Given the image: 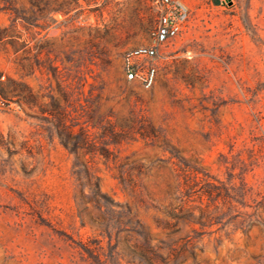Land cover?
Returning <instances> with one entry per match:
<instances>
[{
	"label": "rangeland",
	"instance_id": "obj_1",
	"mask_svg": "<svg viewBox=\"0 0 264 264\" xmlns=\"http://www.w3.org/2000/svg\"><path fill=\"white\" fill-rule=\"evenodd\" d=\"M0 0V264H264V0Z\"/></svg>",
	"mask_w": 264,
	"mask_h": 264
},
{
	"label": "built area",
	"instance_id": "obj_2",
	"mask_svg": "<svg viewBox=\"0 0 264 264\" xmlns=\"http://www.w3.org/2000/svg\"><path fill=\"white\" fill-rule=\"evenodd\" d=\"M159 10L151 41L122 53L121 69L125 79L142 87H152L159 72L162 47L183 29L186 6L181 0H154Z\"/></svg>",
	"mask_w": 264,
	"mask_h": 264
}]
</instances>
